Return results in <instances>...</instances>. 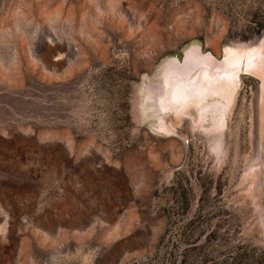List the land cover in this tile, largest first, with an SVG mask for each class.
<instances>
[{"label":"rangeland","instance_id":"rangeland-1","mask_svg":"<svg viewBox=\"0 0 264 264\" xmlns=\"http://www.w3.org/2000/svg\"><path fill=\"white\" fill-rule=\"evenodd\" d=\"M193 46L261 58L162 130ZM261 69L264 0H0V264H264Z\"/></svg>","mask_w":264,"mask_h":264},{"label":"bare ground","instance_id":"bare-ground-1","mask_svg":"<svg viewBox=\"0 0 264 264\" xmlns=\"http://www.w3.org/2000/svg\"><path fill=\"white\" fill-rule=\"evenodd\" d=\"M198 49L197 46L191 47L182 63L176 59L165 61L158 72V79L154 82L158 88L154 89L155 86L151 84L147 88V96L158 117V127L162 130H168V121L166 123L162 115L167 112L181 115L182 110L186 109L189 103L199 106L200 125L212 112V119L217 129L223 122L225 108H229L227 105L236 89L240 69L257 68L261 58V53L257 50L240 52L230 48L221 60L211 54H202ZM151 89L154 91L150 92ZM217 96L224 99L225 104L216 102L217 100L207 102L208 98Z\"/></svg>","mask_w":264,"mask_h":264}]
</instances>
